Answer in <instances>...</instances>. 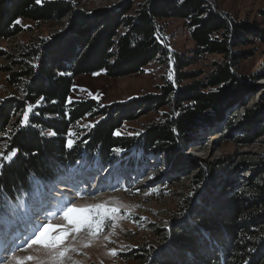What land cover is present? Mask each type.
Instances as JSON below:
<instances>
[{
    "label": "trees",
    "instance_id": "1",
    "mask_svg": "<svg viewBox=\"0 0 264 264\" xmlns=\"http://www.w3.org/2000/svg\"><path fill=\"white\" fill-rule=\"evenodd\" d=\"M133 6L132 0H123L93 12L71 0H0V39L21 32L16 23L21 18L68 19L65 31L24 47L14 61L22 69L9 81L21 86L24 96L10 98L0 113L3 153L18 149L11 161H0L1 206L20 198L34 200L40 189L85 166L129 163L142 168L151 155L179 162V148L194 144L205 126L221 122L222 133L232 127L234 118H227V110L242 97L240 83L246 82L236 71L242 56L235 48L252 35L264 34L216 10L213 0H145ZM166 19L185 22L195 53L221 56L206 79L181 84L195 76L183 70L193 57L170 51L161 23ZM165 59L175 70L177 85L169 82L160 95L108 105L94 98L71 100L78 75L122 77ZM29 105L30 126H21ZM165 105L170 110L163 119L150 122L138 135H116L122 122ZM261 115V104L248 109L236 127L246 134L238 142L264 134V127L257 130ZM88 116L99 118L98 123L76 138L77 124ZM52 132L55 135H49ZM68 139L74 141L71 149ZM246 169L253 174L239 181ZM192 178L184 217L172 223L168 241L151 254L138 249L146 253L135 258L143 264H264V154L248 162H208Z\"/></svg>",
    "mask_w": 264,
    "mask_h": 264
},
{
    "label": "rangeland",
    "instance_id": "2",
    "mask_svg": "<svg viewBox=\"0 0 264 264\" xmlns=\"http://www.w3.org/2000/svg\"><path fill=\"white\" fill-rule=\"evenodd\" d=\"M71 1L79 3L81 8L94 12L114 8L123 0ZM132 1L133 7L137 8L145 0ZM213 1L216 10L228 14L238 23H248L256 33L264 34V0ZM19 20L18 25L22 31L12 38L0 39V113L3 105L10 98L22 99L24 96L22 87L13 85L9 81L15 71L22 69V64L18 65L14 62L20 58L19 52L56 31H65L68 23L67 18L60 22H36L24 18ZM161 23L170 51L183 57H193L191 64L185 66L183 70L195 73V76L184 80L181 84L206 79L213 70V63L220 62L221 56L195 53L197 46L183 20L166 19ZM249 38L247 42H242L235 48L239 56H242L236 71L239 76L246 79V82L240 83L242 97L227 110V118L232 116L234 120L232 127L225 129L224 134L223 124L217 122L215 127L208 125L198 132L200 136L194 144L188 145L185 149L179 148L181 154L179 162L171 163L165 155H151L148 158L149 162H145L142 168L129 163L97 166L85 172V176L90 179H88L89 186L84 189L78 188L82 185V179L74 185L73 180L66 174L53 181L49 187L40 189L34 200L20 198L14 203L4 202L2 206L0 205V248L6 245L7 250L10 245L13 247L16 243L17 256L35 255L38 259L33 264H52L50 257L38 248L28 251H21V248L24 246L25 237L31 236L36 219L42 216H44L42 219H45V215L35 217L34 212L43 206L44 200H48L46 198L48 191L56 190L59 196L57 195L54 202L57 206L53 205L49 212H55L59 205L69 201L77 206L118 201L131 210L130 219L119 221L116 228H112L109 224L96 238H91L85 233H81L74 240L69 237L70 246L77 251L68 254L70 260L66 264H74V262L75 264H143L141 259L135 257L148 251L149 254L154 253L156 249L161 248L168 241L166 236L172 223L184 217L182 210L185 205L184 200L191 192L192 175L202 165L219 160L248 162L264 154V134L245 144L236 140L238 137L246 136L236 127L247 114L248 109L253 108L255 104H261L262 114L261 117H257L260 121L257 130L264 127V35H252ZM5 66L8 68H3ZM169 72L172 73V80L168 79ZM176 80L175 70L170 65L169 59L155 60L145 66L143 71L122 77H111L104 72L81 74L74 80L71 100L94 98L101 104H114L134 97L160 95L163 86L169 82L177 85ZM169 110L170 108L165 105L158 111H149L137 120L122 122L121 129L117 132L120 133L119 135H138L150 122L162 120L164 113ZM98 120L99 118L90 116L84 118L76 126L75 137L81 138ZM5 145V135L2 133L0 153H3ZM252 174V170L246 169L243 173H239L238 180L242 181L243 177ZM115 183L117 184L114 185ZM60 186L70 187L69 189L76 193L68 191L70 197H67L65 189L59 190ZM145 192L149 194L145 195ZM60 222L58 217L53 220V223ZM13 239L15 240L12 241ZM85 243L91 246L84 247ZM141 248L146 252L138 251ZM111 249H116L118 255L115 257L109 255ZM11 255L12 252L9 251L7 257L0 258V264L6 262L12 264Z\"/></svg>",
    "mask_w": 264,
    "mask_h": 264
},
{
    "label": "snow or ice",
    "instance_id": "3",
    "mask_svg": "<svg viewBox=\"0 0 264 264\" xmlns=\"http://www.w3.org/2000/svg\"><path fill=\"white\" fill-rule=\"evenodd\" d=\"M36 2L39 4L42 3V0H36ZM16 23L19 24L20 20H17ZM168 79H173L171 72L168 74ZM30 112H32L31 105H29L28 110L23 113L21 126H30ZM119 134V132L116 133V135ZM49 135H55V133L52 132L49 133ZM73 144L74 141L68 139L67 147L69 149L73 147ZM17 151L18 149H12L7 155L0 153V161H11ZM114 151L118 153L121 150L117 148ZM0 166H2V164H0ZM125 191H127V189H125ZM144 194L148 195L149 193L145 192ZM38 215L39 214H37V216ZM57 217L61 222L53 223V220ZM130 218L131 210L121 205L118 201H105L103 203L83 206H77L74 202L69 201L59 205L55 212L45 210V219L43 221L38 218L36 219L33 226L34 230L31 236L25 237L24 246L21 248V251L38 248L41 252L50 257L52 264H66V262L70 260L68 254L77 251L76 248L70 246L68 242L69 237H72L74 240L81 233H85L91 238H96L100 236L109 224L112 228H116L118 227L119 221ZM133 222L135 223V221ZM107 238L108 237H105V239ZM83 246L90 247L91 245L85 243ZM109 255L115 257L118 255V252L116 249H111L109 250ZM37 259L38 257L35 255L17 256L15 250L12 251L11 255L12 264H33Z\"/></svg>",
    "mask_w": 264,
    "mask_h": 264
},
{
    "label": "bare ground",
    "instance_id": "4",
    "mask_svg": "<svg viewBox=\"0 0 264 264\" xmlns=\"http://www.w3.org/2000/svg\"><path fill=\"white\" fill-rule=\"evenodd\" d=\"M80 177L83 178L84 180H87V178H86V176H85V173H83ZM63 186H65V185H63ZM69 188H70V187H69ZM69 188H67V187H62L63 190H64V189L66 190V191H65L66 194H68V193H67L68 191H71V192H72V190H70ZM67 189H68V190H67ZM65 192H64L63 194H65ZM57 193H58V192H56V190L53 191V194L58 195ZM58 196H59V195H58ZM72 196H73V195H72ZM72 196H71V197H72ZM74 196L76 197V195H74ZM67 197H70V194H68ZM52 203H53V202H52ZM36 216H37V215H36ZM38 216H39V215H38ZM38 216H37V217H38ZM42 218H44V216H42ZM42 218H39V220H41ZM43 220H44V219H42V221H43ZM14 240H15V239H13L12 241H14ZM5 246H6V245H5ZM5 246H3V247L0 248V258H2V257H7L9 251L12 252L13 250H16V249H17V244H16V243L13 245V247H10V246H11V245H10V246L7 248V250L3 251V249L5 248Z\"/></svg>",
    "mask_w": 264,
    "mask_h": 264
}]
</instances>
